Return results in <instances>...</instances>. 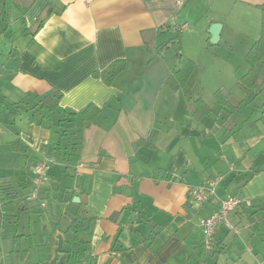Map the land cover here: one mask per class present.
Instances as JSON below:
<instances>
[{"label":"crops","instance_id":"1","mask_svg":"<svg viewBox=\"0 0 264 264\" xmlns=\"http://www.w3.org/2000/svg\"><path fill=\"white\" fill-rule=\"evenodd\" d=\"M181 1L3 0L0 188L12 194H0V264H43L45 231L52 235L47 264L81 260L73 221L87 217H93L86 238L96 264H264L258 248L264 249V212H257L264 211L263 101L238 93L239 77L228 69L232 51L208 45L213 23H222L221 44L234 20L248 52L254 42L246 29L261 22L264 0ZM169 37L178 52L169 54ZM190 42L200 57L220 65L205 66L177 89L169 79L182 53L192 58ZM117 60L126 67L112 83L95 74ZM221 90L241 98L247 118L230 115L225 107L236 109L227 93L220 115L215 111L221 101L205 93ZM56 92L62 93L58 110L38 105ZM199 98L212 112L194 119L190 107ZM91 105L100 111L86 121L82 113ZM152 130L154 147L134 146ZM45 157L49 179L39 198L29 199L32 167ZM219 175L216 194L192 206L189 188ZM237 194L251 206L235 210L236 230L220 226L207 250L201 218ZM10 201L15 211L4 209Z\"/></svg>","mask_w":264,"mask_h":264},{"label":"trees","instance_id":"2","mask_svg":"<svg viewBox=\"0 0 264 264\" xmlns=\"http://www.w3.org/2000/svg\"><path fill=\"white\" fill-rule=\"evenodd\" d=\"M2 4H3V0H0V12L2 8ZM261 23H262L261 24L262 28H261L260 36L253 43V45L251 46V48L249 49L246 55V59L249 62L250 67L242 76L239 77L236 86L241 91L248 94L249 97L252 94L253 99H256L257 97L262 98L263 101L262 119L264 121V9L262 11ZM180 57H181L180 67L174 73V75L169 79V83L177 89L183 87L188 82L195 67V62L192 59H190L187 55L182 53ZM125 67H126L125 60H117L113 62L111 65H109L107 68H105L104 70L97 71L95 74L101 76L103 80H105L107 83H112L115 80V78L122 71H124ZM61 96H62L61 92H56L54 96H46L45 98L41 99L38 102V105L43 109H47L49 111H56L59 108L58 100L61 98ZM240 102L242 101H239L238 104ZM236 108L237 106L235 105L234 109ZM99 111L100 110L95 106L92 105L88 106L82 113V117L86 121H93L97 117ZM190 112H191V116L194 119H200L203 116L210 114L212 112V108L202 98H199L193 102L192 106L190 107ZM156 137H157V131L152 130L151 134L147 139H139L134 143V146L135 147L146 146L148 148H152L155 146ZM217 177H212V178H217ZM11 192L12 190L8 188H0L1 195L10 196L12 194ZM72 198L73 197H71L70 199L72 200ZM3 206L4 209L7 211H15V206L11 201L6 202ZM92 222H93V217L77 218L75 221H73V224H75L73 242L77 243L78 245L84 246L83 249L84 254L81 260H76L75 262L70 264H86V263L96 264V256H94L92 253L91 242L88 241L86 238V234L91 230ZM53 224H52L53 229L54 230L57 229L56 223ZM45 232L47 235V240L42 246L39 247L40 250L44 253L43 264H47L48 262V259L50 257L49 252L51 249L50 246L52 242V235L49 234L47 231Z\"/></svg>","mask_w":264,"mask_h":264},{"label":"rangeland","instance_id":"3","mask_svg":"<svg viewBox=\"0 0 264 264\" xmlns=\"http://www.w3.org/2000/svg\"><path fill=\"white\" fill-rule=\"evenodd\" d=\"M231 19L233 20V19H236V15L233 13V15H232V17H231ZM234 22V20L232 21V22H230L231 23V25H230V28L228 27V32H227V30H226V32L225 33H228V36H227V43H224V42H222L221 44H213V43H211V38H210V40H209V42H208V45H209V48L211 49H214V48H217V49H219L218 51L219 52H221V51H227V52H231L232 51V61H230L231 62V64H228V69L230 70V69H232V71H233V73L234 74H236V75H238V77H240V76H242L243 75V73H245L246 72V70H248L249 69V67H250V64H249V62L247 61V59H246V53H247V41H246V39H247V37H245V35L243 34V33H241V32H238V29H239V27H236V26H233L232 25V23ZM254 23V22H253ZM222 24V23H221ZM262 23L260 22V20L259 21H257L256 23H255V26H251L252 28H250V29H246L247 30V32H248V36H250V38H252L253 39V41L252 42H255L254 40H257L258 39V37H259V35H260V32H261V28H262V25H261ZM11 29L10 30H13V31H15L17 28H18V25L14 22V21H12L11 22ZM165 30H164V33H167V32H169V31H171L169 28H164ZM171 33V35L170 36H172V32H170ZM172 37H169L168 38V40H169V42H170V52H169V54H173L174 53V50H176V52H178L179 51V44L178 43H175V44H172L171 43V41H172V39H171ZM208 40H206L205 41V43L207 42ZM251 44V43H250ZM253 45V44H252ZM187 46V45H186ZM250 46V45H249ZM188 48H189V53L191 54L190 56L192 57V58H190V59H192L194 62H195V67H196V65H198L197 66V68H195L194 67V70H193V72H192V74H194V75H196V74H200L201 72H202V70L204 69V67L205 66H209V68H217V67H219V62H215V63H213V62H208V61H206L205 59H206V57H205V59L203 58V57H200L199 56V54H198V49H197V44L195 45L194 43H188ZM194 71H195V73H194ZM191 74V75H192ZM194 75H193V77H192V80L194 79ZM191 77V76H190ZM190 79V78H189ZM240 91V92H239ZM230 92H232V91H230V90H228V91H220V92H217L216 94H215V96H213L212 94H210V92L209 91H207L206 93H205V95H207V96H209V97H211L212 99L214 98V99H216V100H219L218 102H220L219 104L220 105H217L216 106V108H215V111L220 115V111L222 110L221 108L222 107H225L224 106V104H223V101L222 100H224L223 99V94H225V93H227V94H230L231 95V99H230V103L232 104V105H236L237 106V108H236V111L234 110V111H230V105H229V107H225L227 110H229V112H231L230 113V115L231 116H233L234 117V119L237 121V122H239V120H241L242 118H247L248 117V115H249V113H248V109L245 107V105H241L240 107H238L239 105H238V100L239 101H241V98L240 97H237L236 96V94H234V92H232V93H230ZM238 93H240V94H242V95H244L243 93V91H241L239 88H238ZM191 96L193 97V98H197L199 95H198V93H197V91L196 90H192V92H191ZM250 101H254L255 100V102L256 101H258V99H260L259 97H257L256 99H253V96H252V94H251V96L248 98ZM196 101V100H195ZM193 104V103H192ZM192 106V105H191ZM232 108V107H231ZM239 108V109H238ZM233 110V109H232ZM188 115V114H187ZM191 115V112L189 113V116ZM229 162H231L230 160H228ZM231 164L233 165V166H238V164H237V161L234 159V160H232V162H231ZM241 188L242 187H239L238 189H236V190H234V191H232V192H234V193H236V192H240V190H241ZM216 190H217V188H216ZM237 195H239V194H237ZM242 197V196H241ZM257 212H260V213H262V212H264V211H259V210H257ZM253 244V243H252ZM251 246H253V245H251ZM257 248V247H256ZM259 249H260V252L261 253H263V255H264V249H262V247H258ZM225 253L228 255V256H230L231 255V250H226L225 251ZM217 259V258H216ZM246 261H248V260H245V261H242L240 264H246Z\"/></svg>","mask_w":264,"mask_h":264},{"label":"built area","instance_id":"4","mask_svg":"<svg viewBox=\"0 0 264 264\" xmlns=\"http://www.w3.org/2000/svg\"><path fill=\"white\" fill-rule=\"evenodd\" d=\"M178 4L183 2L178 0ZM187 23L180 26V29L187 27ZM51 160L48 157L36 161L32 167L33 190L29 199H38L41 187L49 179V168ZM222 176L210 178L206 183L200 186L190 187L188 190V199L192 206H202L209 198L216 194V186L219 184ZM251 199L243 198L238 195H229L220 201L219 208L212 213L205 215L200 220V226L203 231V245L207 250L213 248L214 239L220 226H224L229 231L236 230V226L230 219V215L242 205L251 206ZM41 207L47 204L41 200Z\"/></svg>","mask_w":264,"mask_h":264},{"label":"water","instance_id":"5","mask_svg":"<svg viewBox=\"0 0 264 264\" xmlns=\"http://www.w3.org/2000/svg\"><path fill=\"white\" fill-rule=\"evenodd\" d=\"M221 23H213L209 29L211 34V43L217 44L220 40ZM257 92V90H256Z\"/></svg>","mask_w":264,"mask_h":264}]
</instances>
